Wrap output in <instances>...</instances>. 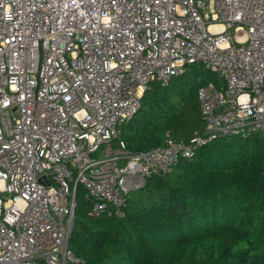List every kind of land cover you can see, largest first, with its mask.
<instances>
[{"label":"built area","instance_id":"2783aa9c","mask_svg":"<svg viewBox=\"0 0 264 264\" xmlns=\"http://www.w3.org/2000/svg\"><path fill=\"white\" fill-rule=\"evenodd\" d=\"M193 65L220 83L198 89L204 135L130 151L121 127L151 84ZM254 134L264 0H0V264H85L69 247L79 187L92 217H124L152 177Z\"/></svg>","mask_w":264,"mask_h":264},{"label":"trees","instance_id":"16d2710c","mask_svg":"<svg viewBox=\"0 0 264 264\" xmlns=\"http://www.w3.org/2000/svg\"><path fill=\"white\" fill-rule=\"evenodd\" d=\"M200 77V86H182ZM210 81L220 84L193 65L170 88L154 82L121 127L126 147L145 152L168 138L202 137L198 89ZM93 207L79 187L69 247L85 264H264V136L199 147L193 159L132 192L124 217L107 211L94 218Z\"/></svg>","mask_w":264,"mask_h":264},{"label":"rangeland","instance_id":"374dc122","mask_svg":"<svg viewBox=\"0 0 264 264\" xmlns=\"http://www.w3.org/2000/svg\"><path fill=\"white\" fill-rule=\"evenodd\" d=\"M192 67V66H191ZM213 75L216 77V74H214L213 73ZM184 77V76H183ZM182 78V77H181ZM203 77H200L199 78V81H195V80H190L189 78L185 81V83L182 85L186 90H189L190 88H194V87H198V86H200L201 85V82H202V79ZM177 79H179V78H177ZM176 81V79H173L172 80V82H171V85L173 84V82H175ZM176 83V82H175ZM153 84V83H152ZM151 84V85H152ZM171 85L168 87V88H170L171 87ZM151 90H148L147 92H146V94L147 95H149L151 92H150ZM94 157H96V158H100L101 157V151H99L96 155H94Z\"/></svg>","mask_w":264,"mask_h":264},{"label":"water","instance_id":"95a60500","mask_svg":"<svg viewBox=\"0 0 264 264\" xmlns=\"http://www.w3.org/2000/svg\"><path fill=\"white\" fill-rule=\"evenodd\" d=\"M48 185V183H46ZM39 264H45L43 261H40Z\"/></svg>","mask_w":264,"mask_h":264}]
</instances>
